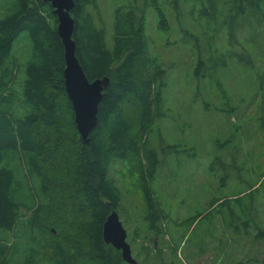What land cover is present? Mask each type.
Instances as JSON below:
<instances>
[{
  "label": "trees",
  "instance_id": "obj_1",
  "mask_svg": "<svg viewBox=\"0 0 264 264\" xmlns=\"http://www.w3.org/2000/svg\"><path fill=\"white\" fill-rule=\"evenodd\" d=\"M74 2L76 55L90 81L110 78L88 143L77 129L65 89V48L51 3L0 0V264H128L121 250L103 237L105 221L113 211L119 214L123 200V190L111 176L116 161L135 162L136 171L144 176L143 258L128 233L136 259L147 264L154 252L153 258L160 261L170 257L171 264H183L179 250L188 240L186 230L196 229L209 212L190 214L171 231L163 225L170 215L152 187L160 159L150 134L156 119L167 117L163 107L167 71L157 59L145 58V8L118 5L110 37L98 0ZM156 2L157 16L166 28L168 20ZM235 5L239 14L253 7L259 25L264 26V0H236ZM260 38L261 34L253 39L259 43ZM203 56L199 55L194 70L197 77L203 76L209 61L214 68L224 63L217 53L205 55V60ZM245 56L251 60V53L240 58ZM217 83L219 89L224 86ZM178 146L169 145L180 154ZM54 167L70 186L66 194L53 189ZM255 185L248 195L257 191ZM248 190L240 189L236 197L211 206L237 227L244 243L251 235L256 249L257 240L264 239V226L239 214L248 209H241ZM252 227L256 233L248 230ZM210 240L216 264L225 245L221 242L218 248V241ZM162 242L167 243L169 256L162 255Z\"/></svg>",
  "mask_w": 264,
  "mask_h": 264
},
{
  "label": "rangeland",
  "instance_id": "obj_2",
  "mask_svg": "<svg viewBox=\"0 0 264 264\" xmlns=\"http://www.w3.org/2000/svg\"><path fill=\"white\" fill-rule=\"evenodd\" d=\"M235 1L157 0L168 20L165 28L154 0H98L110 37L118 5L145 8V58L157 59L167 71L163 102L167 117L157 118L150 134V144L157 148L160 159L152 187L170 215L168 221L163 219V225L171 231L190 214L209 212L196 229L186 230L188 240L179 250L183 264H213L216 253L215 246L208 244L211 238L218 241V248L221 242L225 245L216 264L241 260V264H248L247 260L249 264H264L263 237L257 240L256 249L251 235L244 243L245 237L237 227L211 206L256 184L254 194L248 195L249 190L244 193L247 199L241 209H248L239 214L264 226V26L259 25V14L253 7L239 14ZM259 34V43H255L253 38ZM202 53H217L224 63L214 68L209 61L203 76L197 77L194 70ZM248 53L251 60L248 56L240 58ZM218 81L224 85L220 89ZM173 144L179 145L180 154L169 147ZM52 170L53 189L57 194L69 192L64 173L55 167ZM111 176L123 190L120 218L136 239L133 248L143 258L140 233L146 211L141 188L144 176L132 161L114 162ZM248 230L256 233L253 227ZM164 243H159L162 255L169 256L171 252ZM153 254L147 264H171L170 257L160 261Z\"/></svg>",
  "mask_w": 264,
  "mask_h": 264
},
{
  "label": "water",
  "instance_id": "obj_3",
  "mask_svg": "<svg viewBox=\"0 0 264 264\" xmlns=\"http://www.w3.org/2000/svg\"><path fill=\"white\" fill-rule=\"evenodd\" d=\"M50 2L58 18V34L65 48L64 85L72 102L77 129L84 143L89 142V134L98 123V110L110 78L105 76L90 81L76 55V42L73 38L75 21L71 10L74 0H44ZM106 243L122 251V258L130 264H139L133 257L127 230L119 214L113 211L103 225Z\"/></svg>",
  "mask_w": 264,
  "mask_h": 264
}]
</instances>
